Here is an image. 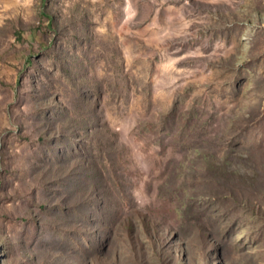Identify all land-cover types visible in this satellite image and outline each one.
Returning a JSON list of instances; mask_svg holds the SVG:
<instances>
[{
  "label": "rangeland",
  "instance_id": "obj_1",
  "mask_svg": "<svg viewBox=\"0 0 264 264\" xmlns=\"http://www.w3.org/2000/svg\"><path fill=\"white\" fill-rule=\"evenodd\" d=\"M0 264H264V0H0Z\"/></svg>",
  "mask_w": 264,
  "mask_h": 264
}]
</instances>
